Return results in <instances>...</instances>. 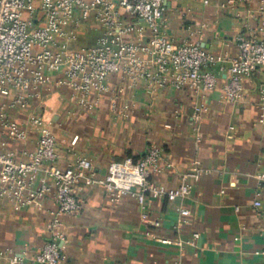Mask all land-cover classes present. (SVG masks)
Returning a JSON list of instances; mask_svg holds the SVG:
<instances>
[{"label": "crops", "instance_id": "obj_1", "mask_svg": "<svg viewBox=\"0 0 264 264\" xmlns=\"http://www.w3.org/2000/svg\"><path fill=\"white\" fill-rule=\"evenodd\" d=\"M247 7L244 2L231 8L225 0H164L165 32L174 44L197 42L225 57L222 69L211 66L216 83L204 93L171 86L150 90L143 80L130 84L113 74L107 92L90 96L91 108L75 106L70 89L54 85L43 88L41 99L30 101L29 109L52 123L58 153L54 163L61 168L77 155L86 156L101 177L110 162L136 159L156 145L172 165L151 177L158 183L177 186L195 158L206 169L189 181L186 197L147 196L143 210L129 195L111 201L100 186H85L77 194L78 211L61 216V264H264V221L253 205L255 200L264 203V184L256 178L264 172V122L256 107L264 73L257 70L244 79L237 103L227 102L222 91L229 59L237 50L235 37L248 30ZM85 30L75 45L94 43L100 32ZM199 104L205 109L194 118ZM9 115L20 123L26 120L18 111ZM35 142L33 131L24 143L0 133V143L16 151L32 150ZM53 195L51 187L41 209L0 201V249H10L24 264H39L30 255L48 239ZM179 207L190 211L183 224L178 223ZM143 211L157 225L144 221ZM156 237L171 242L160 243Z\"/></svg>", "mask_w": 264, "mask_h": 264}, {"label": "built area", "instance_id": "obj_2", "mask_svg": "<svg viewBox=\"0 0 264 264\" xmlns=\"http://www.w3.org/2000/svg\"><path fill=\"white\" fill-rule=\"evenodd\" d=\"M244 2L248 3V30L235 37L236 54L229 59L228 79L222 87L229 103L242 98L244 79L257 70L264 73V0H225L231 8ZM88 27L100 30L94 43L75 45L80 31ZM165 31L164 0H0V133L23 143L30 131L36 136L32 150L16 151L0 143V201L41 209V199L54 188L55 208L46 222L48 239L30 255L33 262L62 263L61 216L78 211L77 194L85 186H100L111 201L129 195L143 210L147 196L186 197L189 181L206 172L195 158L180 174L177 186L170 188L152 180L172 166L156 145L136 159L110 162L101 177L95 176L86 156L77 155L61 168L54 163L58 153L51 121L42 112L29 109L30 101L41 99L47 85L68 87L75 106L91 108L90 96L107 92V80L113 74L130 84L143 80L150 90L171 86L204 93L212 89L216 76L210 68L219 64L222 69L224 55L197 42L174 44ZM256 107L264 122V80L258 86ZM204 109L202 104L195 105L193 117L199 118ZM11 111L25 115V122L11 118ZM256 178L264 184V172ZM253 205L264 221V203L255 200ZM178 214V223L183 224L190 211L179 207ZM141 218L157 225L144 211ZM197 237L194 232L193 239ZM156 240L171 242L163 237ZM174 243L182 247V241ZM3 261L24 264L10 249H0V263Z\"/></svg>", "mask_w": 264, "mask_h": 264}, {"label": "rangeland", "instance_id": "obj_3", "mask_svg": "<svg viewBox=\"0 0 264 264\" xmlns=\"http://www.w3.org/2000/svg\"><path fill=\"white\" fill-rule=\"evenodd\" d=\"M82 30H85V29H82ZM82 30H81V31H82ZM85 31H86V30H85Z\"/></svg>", "mask_w": 264, "mask_h": 264}]
</instances>
